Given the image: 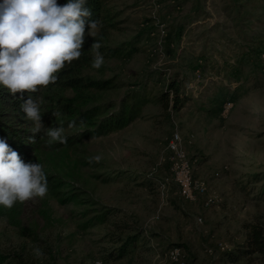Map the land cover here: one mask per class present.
<instances>
[{"label": "rangeland", "instance_id": "rangeland-1", "mask_svg": "<svg viewBox=\"0 0 264 264\" xmlns=\"http://www.w3.org/2000/svg\"><path fill=\"white\" fill-rule=\"evenodd\" d=\"M112 2L120 23L107 43L142 39L134 52L126 48L106 56L102 70H87L114 79L93 100L119 106L137 95L145 101L140 114L117 131L82 139L63 157L62 151L46 157L47 172L55 175L57 163L79 201L63 202L48 188L45 197L23 202L19 215H1L0 248L31 264H172L166 254L172 245L183 248L178 264H264L256 253L227 262L226 252L215 249L219 241L228 252L244 249L249 226L264 227V0ZM173 79L187 99L177 112L159 101ZM176 129L198 160L195 175L221 196L213 206L201 197L183 199L173 182L165 190L160 185L171 180L164 158ZM97 155L100 162L90 164ZM103 210L105 222L84 226ZM130 233L139 241L118 256ZM35 247L42 257L33 255Z\"/></svg>", "mask_w": 264, "mask_h": 264}, {"label": "trees", "instance_id": "trees-1", "mask_svg": "<svg viewBox=\"0 0 264 264\" xmlns=\"http://www.w3.org/2000/svg\"><path fill=\"white\" fill-rule=\"evenodd\" d=\"M58 4L63 5L67 0H57ZM85 7L91 9L92 18L99 20L102 27L95 38L86 35L85 42L82 47V55L79 59L74 60L70 65L58 72V80L55 84H50L46 89H41L38 93H16L12 95L6 88L0 86V139L6 140L8 145L17 151L25 163H39L43 166V171L47 177L48 188L51 192L63 202L79 201V194L74 191L77 187L67 189L71 182L65 179L64 172L57 167V163L51 168L55 170V175L48 171V167H44L43 163L46 157L54 153L69 150V148L82 139L92 138L102 135H107L112 131H117L126 126L129 122L136 119L144 99L140 96L123 98L120 105L117 106L113 101L95 102L93 98L98 91L107 90L114 86V79H100L88 74L87 70H92L91 63L93 54L91 45L94 39L98 40L102 47L99 51L104 58L106 56L120 55L126 51L130 54L137 50L135 46L141 39L139 34L131 41L120 44L117 47H111L108 42V36L111 30L116 29L120 23L118 16L119 11L116 9L112 0H87ZM104 68V64L98 69ZM74 91L73 96L68 95V91ZM36 95L44 97V103L41 105L42 118L41 122L45 129L52 127H63L70 129L68 124L71 121H76V126L71 128L70 133H64L67 137V142L61 144L54 142L48 144L49 137L45 132L33 134L29 129L32 127V122L26 120L25 113L21 110V105L30 96L34 99ZM165 110L173 112L180 111L187 101L182 92V86L179 81L173 79L169 81L166 89L159 97ZM91 103V104H90ZM56 113L57 115H53ZM84 120L85 127L81 129L80 120ZM35 135L36 143H27L29 137ZM72 185V184H71ZM69 185V186H71ZM22 203L16 202L10 209L0 206V216L9 214V211L16 212L19 215L21 212L20 206ZM108 217L105 210L94 217H89L84 226H91L95 222L103 223ZM139 241V236L135 233H130L121 241L117 249V255L123 256L129 252L128 248L135 245ZM177 246L172 245L169 248ZM168 248V249H169ZM223 252V251H222ZM225 261L236 263L244 256L252 254H260L264 256V227L261 225L249 226L247 233V245L244 249L236 248L232 251H225ZM27 258L21 253L5 252L0 248V264H31ZM175 264V263H172Z\"/></svg>", "mask_w": 264, "mask_h": 264}, {"label": "clouds", "instance_id": "clouds-1", "mask_svg": "<svg viewBox=\"0 0 264 264\" xmlns=\"http://www.w3.org/2000/svg\"><path fill=\"white\" fill-rule=\"evenodd\" d=\"M87 0H67L60 5L57 0H0V86L12 95L38 93L58 80L56 75L66 64L70 65L82 55L87 35L95 38L99 20L92 18ZM102 47L94 39L91 45V67L99 69L104 64ZM42 95L31 96L20 106L25 119L32 122L33 134L45 132L48 144H64L67 137L63 127L45 129L42 122ZM53 115H57L53 113ZM81 129L84 120L79 122ZM76 121L68 127L74 128ZM27 143H36L35 135ZM101 156L89 157L88 162H100ZM48 192L47 177L39 163H25L19 153L6 140L0 139V206L10 209L16 202L23 203L34 197L43 198ZM33 255H44L41 248H33Z\"/></svg>", "mask_w": 264, "mask_h": 264}, {"label": "built area", "instance_id": "built-area-1", "mask_svg": "<svg viewBox=\"0 0 264 264\" xmlns=\"http://www.w3.org/2000/svg\"><path fill=\"white\" fill-rule=\"evenodd\" d=\"M232 107V102L229 101L225 104L226 111ZM187 139L183 136L180 129H176L171 133L167 141L165 164L171 173V180H160V185L165 190L169 182H173L177 186V193L185 200L193 201L197 198H203L205 207H210L218 203L221 196L216 191H210L206 181L197 177L194 173L195 164L198 162L197 158L190 156L187 149ZM191 140H188V143ZM159 170L158 166L153 167L152 174ZM198 221L203 220L199 216ZM219 251H227L228 248L224 242L219 241L215 246ZM213 254L214 248L208 250ZM167 258L175 264H178L183 258V248L180 245L169 248L166 252ZM93 264H103L102 260H96Z\"/></svg>", "mask_w": 264, "mask_h": 264}]
</instances>
